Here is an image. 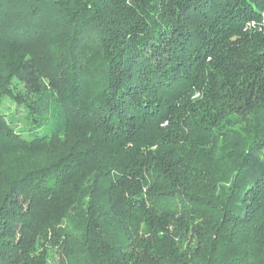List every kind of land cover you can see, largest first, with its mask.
<instances>
[{"label":"trees","instance_id":"obj_1","mask_svg":"<svg viewBox=\"0 0 264 264\" xmlns=\"http://www.w3.org/2000/svg\"><path fill=\"white\" fill-rule=\"evenodd\" d=\"M263 13L0 0V264H264Z\"/></svg>","mask_w":264,"mask_h":264},{"label":"rangeland","instance_id":"obj_2","mask_svg":"<svg viewBox=\"0 0 264 264\" xmlns=\"http://www.w3.org/2000/svg\"><path fill=\"white\" fill-rule=\"evenodd\" d=\"M261 21H256V20H254V21H250V22H248L247 24H249L248 25V29H250V28H254V27H259L260 25H263L264 26V13L261 15ZM43 42H45V41H43ZM49 45V44H48ZM48 45H45V50H46V52H44V54H42V56H43V58H44V60L45 59H47V56H50L49 55V53L47 52V50H48ZM41 49L43 50L44 49V46H41ZM41 50V51H42ZM49 60V59H48ZM5 107L6 106H11L10 107V109L11 110H17V109H19L18 111V113L16 114L17 116H18V118H20L21 119V121H20V125L21 126H23L25 123H24V119L25 118H23L24 117V115H25V109L23 108L24 106L23 105H21V106H19V105H17L16 103H11L9 100H6L5 102ZM22 109H24V110H22Z\"/></svg>","mask_w":264,"mask_h":264}]
</instances>
